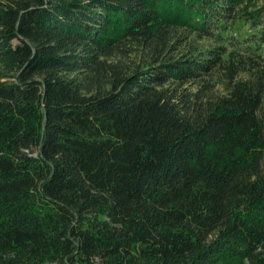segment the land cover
Returning <instances> with one entry per match:
<instances>
[{"label":"trees","instance_id":"trees-1","mask_svg":"<svg viewBox=\"0 0 264 264\" xmlns=\"http://www.w3.org/2000/svg\"><path fill=\"white\" fill-rule=\"evenodd\" d=\"M0 264H264V0H0Z\"/></svg>","mask_w":264,"mask_h":264},{"label":"rangeland","instance_id":"rangeland-1","mask_svg":"<svg viewBox=\"0 0 264 264\" xmlns=\"http://www.w3.org/2000/svg\"><path fill=\"white\" fill-rule=\"evenodd\" d=\"M200 43H203V44H208V42L207 41H200ZM136 51L134 50V53L132 54V57H126V61L127 62H129L131 59H134V61L137 59V55H136V53H135ZM134 55H136V57L134 56ZM218 79V76H216V77H214L212 80L215 82V86H214V88H213V90H212V92H214V93H222V92H224V87H223V84H222V82H220L219 80H217ZM193 89H195V87H193Z\"/></svg>","mask_w":264,"mask_h":264}]
</instances>
